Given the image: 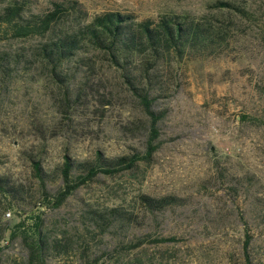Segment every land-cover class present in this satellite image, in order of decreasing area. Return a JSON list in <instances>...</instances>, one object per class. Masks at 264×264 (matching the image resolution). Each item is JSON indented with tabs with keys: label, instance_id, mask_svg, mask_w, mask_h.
Masks as SVG:
<instances>
[{
	"label": "rangeland",
	"instance_id": "rangeland-1",
	"mask_svg": "<svg viewBox=\"0 0 264 264\" xmlns=\"http://www.w3.org/2000/svg\"><path fill=\"white\" fill-rule=\"evenodd\" d=\"M31 1L39 14L64 0ZM76 1L87 21L108 10L140 19L221 16L211 7L216 0ZM225 1L250 7L254 16L237 20L238 36L221 55L163 63L151 72L153 109L164 112L151 160L98 174L56 208L43 205L42 195L60 188L63 154L94 162L98 152L106 158L143 152L148 117L103 53L81 50L56 79L28 56L39 37L0 38V54H8L0 61V176L11 187L0 193V264H26L20 223L31 226L37 216L50 237L47 264L95 257L102 264H246L245 232L252 264H264V125L239 117H263L264 0ZM134 64L132 71L138 59ZM141 194L182 200L151 212ZM146 235L176 240L127 247Z\"/></svg>",
	"mask_w": 264,
	"mask_h": 264
},
{
	"label": "trees",
	"instance_id": "trees-1",
	"mask_svg": "<svg viewBox=\"0 0 264 264\" xmlns=\"http://www.w3.org/2000/svg\"><path fill=\"white\" fill-rule=\"evenodd\" d=\"M31 4V0H0V38L39 37L38 43L29 47L28 56L56 79H61L59 68L81 50L103 53L120 72L124 84L148 117L143 152L135 151L114 158L103 157L98 152L94 162L80 161L63 154L59 167L60 188L54 194L43 191L42 203L48 208L62 205L76 189L93 181L98 174L113 176L136 168L140 162L148 163L160 146L158 122L164 116L163 111L153 109L154 98L150 90L156 80L151 72L163 63L170 66L184 58L221 55L238 36L237 20L250 22L254 16L250 7L225 0L211 4L221 16L166 13L156 19H140L132 12L108 10L95 14L90 21L86 20L85 12L76 0L54 1L50 10L39 14L31 12ZM64 19L72 22L70 27L63 26ZM7 58V53L0 54V61H7ZM137 59L136 70L132 71L129 65L135 66ZM239 117L241 122L264 125V109L263 117L248 114H240ZM32 167L44 185L40 162L33 161ZM10 188L8 180L0 176V193H8ZM138 200L147 210L154 212L180 204L182 199L174 195L155 198L141 194ZM20 225L23 226L21 239L27 249L26 264H47L51 242L42 228L43 219L37 216L31 226L25 227L24 221ZM250 239L249 233L245 232L242 246L246 264H252L248 254ZM175 240L174 236L146 235L127 247L134 248L143 242ZM85 264L102 262L95 257Z\"/></svg>",
	"mask_w": 264,
	"mask_h": 264
}]
</instances>
